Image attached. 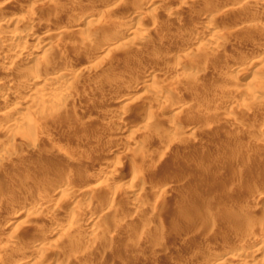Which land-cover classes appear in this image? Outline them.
Wrapping results in <instances>:
<instances>
[{"label":"rangeland","instance_id":"rangeland-1","mask_svg":"<svg viewBox=\"0 0 264 264\" xmlns=\"http://www.w3.org/2000/svg\"><path fill=\"white\" fill-rule=\"evenodd\" d=\"M260 1L0 0V21L35 14L39 35L86 12L99 28L52 37L42 59L77 75L68 99L33 95L48 75L8 69L11 51L0 48V264H231L216 257L231 242L248 251L241 240L264 239V96L243 95L264 90ZM208 26L221 37L209 40ZM15 113L34 130H13ZM65 176L75 184L60 191ZM36 195L42 211L27 213Z\"/></svg>","mask_w":264,"mask_h":264},{"label":"bare ground","instance_id":"bare-ground-1","mask_svg":"<svg viewBox=\"0 0 264 264\" xmlns=\"http://www.w3.org/2000/svg\"><path fill=\"white\" fill-rule=\"evenodd\" d=\"M164 2V0H161V2ZM252 1V0H251ZM213 2V1H212ZM217 2V1H216ZM208 3V2H207ZM250 3V2H249ZM182 7V6H181ZM190 7V6H189ZM257 7L260 9V10H262L263 9V12H264V0H261L260 2H259V5H257ZM178 8V7H177ZM259 9H258V11H259ZM47 11V10H46ZM226 11V10H225ZM174 12V11H173ZM222 12V11H221ZM34 14V13H33ZM39 14V13H38ZM45 14V13H44ZM88 13L86 12L85 14H80V15H78L77 16V18H75V21L73 22V24L71 25V26H69V28L68 29H66V28H64V29H62V30H60V31H58V32H55L54 33V31H53V33L49 30V29H47V27H46V30L45 31H43L42 32V34H36L34 31V25L36 24L37 25V22H38V19L40 18V17H38L37 15H33V16H31V18H27L26 19V17H24V18H22V17H18V18H8V17H6V18H3L1 21H0V33L2 32V29H4L5 30V33L6 34H4V35H2V34H0V48H2V47H9V48H7L9 51L8 52H10L11 51V55H12V58L10 57L9 59H13V63H12V65L10 66V67H8V69L10 68V70H15V72L17 73V74H20V73H22L23 75L25 74V75H28V77L30 76L31 77V79L32 78H35L36 77V79H38L39 80V78L40 77H46L47 75H48V78H44V79H41V80H36V81H38V83L37 84H35V86L33 87V89H34V94L33 95H37V94H39L40 96H41V94H42V97H43V94L44 93H46V94H52V93H57V95L61 98L60 100H62V99H64V98H66V99H68V98H70L69 97V92L67 93V90L69 89V87H71L72 85H73V83L75 82V80H76V76L73 74V73H71V72H68V71H65V70H63L62 71V68H60L61 69V71L60 72H57L56 70L54 71V70H51V71H49L48 70V67L50 66H48L46 63H44V64H46V65H44L43 64V58H44V55H47V54H50V53H52V51H53V49L52 48H54V46H56L55 44H53L52 45V42L54 43V41H52L51 42V40H53L52 39V37H54V36H60V35H63L64 33H67V32H70V33H72V34H80L84 29H85V26H88V27H90L91 26V34L93 33V34H96V33H98V31H99V28L97 27V26H95V25H93L92 23H91V19H89V16L87 15ZM223 14V13H222ZM40 15H41V17H45V15H47V14H45V15H43V14H41L40 13ZM41 19V18H40ZM46 19V18H45ZM45 19H43V21H45ZM48 19V18H47ZM173 19V18H172ZM40 21H42V20H40ZM25 22V24L26 23H28V24H26V25H29V27L30 28H25V29H23L24 27H22V29H19L18 28V26L21 24V23H24ZM139 23V22H138ZM137 22H135V23H132V24H134V25H132V27H130V28H128V33H134V32H138L141 28H140V25L138 24ZM51 26V25H50ZM26 27V26H25ZM59 27V26H58ZM57 27V28H58ZM66 27H68V26H66ZM87 27V28H88ZM209 27V28H208ZM208 27H206V29L208 28L209 30V33H208V39L210 40V39H213V40H215V39H217V38H219V37H221L220 36V34L218 33V31H216L215 29H213L212 27H210V26H208ZM86 28V29H87ZM51 30H52V27H51ZM204 30V29H203ZM87 31H89V30H87ZM207 31V30H206ZM82 33H85V32H82ZM207 34V33H206ZM65 35V34H64ZM112 35V34H111ZM202 35V34H201ZM89 36V35H88ZM86 37L89 41H90V37ZM81 37V36H80ZM84 37V36H83ZM56 38H58V37H56ZM223 38V37H222ZM93 41V40H92ZM55 42H57V41H55ZM60 42V41H59ZM92 43V42H91ZM130 43V41L129 40H124L123 41V46H126L127 47V45ZM81 44V43H80ZM88 45V44H87ZM119 47H121V46H119ZM83 48V47H82ZM7 49H5V50H7ZM40 51V52H39ZM6 52V51H5ZM171 53H172V51H170ZM211 52H213V51H211ZM42 53V54H41ZM263 54H264V52H263ZM8 55V54H7ZM51 55V54H50ZM233 57H236L237 55H238V53L236 52V51H234V53L233 54H231ZM6 56V55H5ZM1 59H2V57H1ZM5 59V58H4ZM3 59V60H4ZM12 61V60H11ZM0 63H2V61L0 62ZM4 63V62H3ZM4 65V64H3ZM2 65V66H3ZM64 65V64H63ZM253 65V64H252ZM5 66V65H4ZM3 66V67H4ZM9 66V65H8ZM47 66V67H46ZM83 67V66H82ZM63 68H64V66H63ZM93 68V67H92ZM91 67H89V68H86V69H88L90 72H91V70H95V69H92ZM4 69V68H3ZM7 69V70H8ZM49 69H51V68H49ZM57 70H59V69H57ZM14 72V73H15ZM22 74H21V78L23 77L22 76ZM14 75V74H13ZM12 75V76H13ZM126 75V74H125ZM146 77H149V76H146ZM254 79L256 78L257 79V77H256V74H253V76H252ZM25 78V77H24ZM154 78L155 77H150V78H146V83H145V85L146 86H149L150 87V85L152 84V82L154 81ZM260 78V77H259ZM258 78V79H259ZM89 79V78H88ZM85 80V79H84ZM87 81V80H86ZM144 82V81H143ZM21 83V82H20ZM30 84V83H29ZM2 84H1V82H0V88L2 87L1 86ZM59 86L60 87V91H58V92H55L54 90H55V88L57 87V86ZM27 86V85H26ZM25 86V87H26ZM31 86V85H30ZM56 86V87H55ZM77 86V85H76ZM17 87V86H16ZM145 87V86H144ZM27 88V87H26ZM8 90L5 92L6 93V95H8V96H13L14 95V93H15V90H16V88H14L13 86L12 87H10V88H7ZM59 89V88H58ZM163 90V89H162ZM162 90H160V92H163L164 90H166V89H164L163 91ZM250 89H247V90H245V93L243 92V95L245 94V95H247V96H249V97H262V96H264V90H258V91H249ZM28 92H30V91H28ZM16 94V93H15ZM71 96V95H70ZM35 96H33V98H34ZM8 98V97H7ZM58 98V97H57ZM45 100V99H44ZM100 100V99H99ZM95 101H96V99H95ZM244 101V100H243ZM103 102V101H102ZM56 103V102H55ZM54 103V104H55ZM58 104H59V102H58ZM98 104V103H97ZM61 105V104H60ZM48 106V105H47ZM56 106H58V105H56ZM39 107V106H38ZM59 108V107H58ZM183 108V107H182ZM47 109V108H46ZM14 112V111H13ZM4 117V116H3ZM229 119H231V118H229ZM234 119V118H233ZM31 120V119H30ZM28 118H26V116H24V114H22V113H15L14 115H12V121H13V130L14 129H16L17 127H23V128H26L27 130L28 129H30V130H34V128L35 127H33L34 125H33V121L31 120L30 121ZM11 121V122H12ZM237 124V123H236ZM11 128H9L8 129V132L10 133V132H12L11 130H12ZM7 134V133H6ZM183 147V146H182ZM52 150V149H51ZM60 150V149H59ZM59 150H57V151H55V153L54 152H52V151H50V150H48L47 152H52V153H54V154H60L59 152ZM62 151V150H61ZM180 151V150H179ZM10 152V151H9ZM93 168H95V167H93ZM95 171L94 172H96V173H101V171H103V170H101L99 167H96L95 169H94ZM133 173H135V172H133ZM69 174V173H68ZM135 174H138L137 172L135 173ZM132 175L133 176V179L135 180V181H137L136 179H137V176H139V175ZM81 175H83V174H81ZM90 175V174H89ZM70 176H72L71 174H70ZM86 176V175H85ZM141 176V175H140ZM76 177H78V179L80 180V181H86V179L85 180H83L84 178L82 177V176H76ZM71 178H73V177H71ZM71 178L70 177H67V176H65V183H63V186L61 187V185L59 186L60 188H58V190H60V191H63L64 189H66L68 186H69V182H72L73 180H71ZM75 178V177H74ZM86 178V177H85ZM142 179V178H141ZM147 179V178H146ZM89 180V179H88ZM144 180V179H143ZM142 180V181H143ZM141 181V180H140ZM90 182V181H89ZM137 182H139V181H137ZM73 183H74V181H73ZM72 183V184H73ZM77 183H78V180H77ZM85 183V182H84ZM141 183H144V182H141ZM26 184V183H25ZM65 184V185H64ZM75 184V183H74ZM71 185V184H70ZM83 185V184H82ZM140 185V184H139ZM35 186V185H34ZM139 187V186H138ZM154 188V187H153ZM136 189H137V187H136ZM142 189V188H141ZM87 190V189H86ZM81 191L78 195H85V194H87L86 192L87 191ZM89 190H90V188H89ZM92 190V189H91ZM59 191V192H60ZM138 191H140V190H138ZM15 193V192H14ZM78 193V192H77ZM77 193L75 194V195H77ZM88 193H90V192H88ZM96 193V192H95ZM101 193V192H100ZM131 193V192H130ZM102 194V193H101ZM255 194V193H254ZM33 195V194H32ZM43 195V194H42ZM34 196V195H33ZM107 196V195H106ZM18 197V196H17ZM38 198H39V196H37L36 195V197L34 198V197H28V198H26L25 199V202H24V204L25 205H23V206H25V210H27V213H29L28 211H30V212H32V213H34V214H36V213H39V210H41V209H39V207L37 206V207H35V205L37 204L38 205V202L41 200V198H40V200H38ZM126 199V198H125ZM96 200V199H95ZM121 201H123V202H128L127 200H124V199H120L119 197H113V199H112V201H111V203L114 205V204H116V203H119V202H121ZM40 203V202H39ZM41 204V203H40ZM42 207V206H41ZM24 208V207H23ZM42 211V210H41ZM60 211V210H59ZM58 212V211H57ZM45 217V216H44ZM46 218V217H45ZM54 218V217H53ZM74 220V219H73ZM73 220H71V221H73ZM92 220V219H91ZM76 221H74V223H75ZM73 223V224H74ZM79 224V223H78ZM75 225V224H74ZM59 228V227H58ZM102 230V229H101ZM55 231V233H60V230L59 229H55L54 230ZM53 231V232H54ZM101 232V231H100ZM52 233V232H51ZM50 233V234H51ZM52 234H54V233H52ZM70 234V233H69ZM241 234V233H240ZM94 236V235H93ZM249 236V235H248ZM51 237V236H50ZM243 238H244V236H243ZM90 239V238H89ZM88 239V240H89ZM93 239H95V238H93ZM92 239V240H93ZM246 238H244V240H241V241H245V243H244V245L245 244H249V246L252 248L253 247V249H249L248 251H244V246H243V242H237L236 244L234 243V245H233V243L231 242V245L232 246H230L229 248H227L225 251H223V252H221V253H219L217 256H216V254H215V256L218 258V259H220L221 257H224L223 259L226 261V262H224V263H230L231 262V264H232V262L234 263V262H237L238 263V261L240 260V257H241V255H243V254H248V256H253L254 257V255L255 254H257L258 252H260V251H264V239L262 240V241H260V242H256L255 240H253V241H250L249 239H246ZM13 240V239H12ZM46 240V239H45ZM44 240V241H45ZM52 239H47L46 241V244L48 243V244H50L51 242H53V241H51ZM92 240L90 239L89 240V242L91 243L92 242ZM95 241V240H94ZM11 240H7L6 241V245L9 247V246H11ZM235 242V241H234ZM4 243V242H3ZM46 244L45 243H42V242H40V243H34V245H35V249H36V251H38V252H40L41 254H40V256L42 257V258H46L48 261H50L51 263H56L57 262V260H55L54 258V255L52 256H50V255H46L43 251H44V248L46 247ZM6 246V247H7ZM246 246V245H245ZM220 247H222V246H220ZM219 247V248H220ZM227 247V246H226ZM218 248V247H217ZM217 248H216V251H217ZM218 248V251H220L221 249H219ZM223 249V248H222ZM225 249V248H224ZM214 250H215V248H214ZM34 252H35V250H34ZM214 253H216V252H214ZM207 254V253H206ZM212 252H211V256H212ZM214 256V257H215ZM105 258V257H104ZM211 258V257H210ZM208 256H207V258H205V259H210ZM213 258V257H212ZM211 258V259H212ZM29 259V258H28ZM75 260V259H74ZM102 261V260H101ZM210 261V260H209ZM211 262H212V260H211ZM246 262V261H245ZM250 264H264V258L261 260V262H258V261H255V262H253V263H251V262H249ZM245 264V263H244ZM246 264H248V262L246 263Z\"/></svg>","mask_w":264,"mask_h":264}]
</instances>
